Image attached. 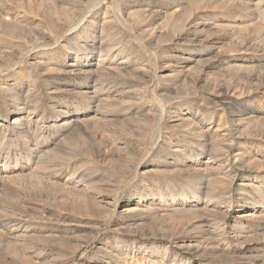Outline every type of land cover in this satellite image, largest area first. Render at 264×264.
<instances>
[{
	"label": "rangeland",
	"instance_id": "374dc122",
	"mask_svg": "<svg viewBox=\"0 0 264 264\" xmlns=\"http://www.w3.org/2000/svg\"><path fill=\"white\" fill-rule=\"evenodd\" d=\"M0 264H264V0H0Z\"/></svg>",
	"mask_w": 264,
	"mask_h": 264
}]
</instances>
